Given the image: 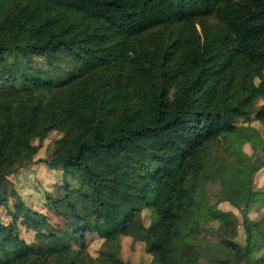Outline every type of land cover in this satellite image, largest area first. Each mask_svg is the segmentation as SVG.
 <instances>
[{"label": "trees", "instance_id": "1", "mask_svg": "<svg viewBox=\"0 0 264 264\" xmlns=\"http://www.w3.org/2000/svg\"><path fill=\"white\" fill-rule=\"evenodd\" d=\"M9 55L12 80L3 86ZM40 55L48 74H15ZM263 71L264 0H0V205L4 177L52 129L61 135L45 165L87 180L79 200L66 185L50 200L61 227L18 202L0 223V264H54L93 233L102 260L89 264H129L119 255L121 235L143 242L148 264H240L236 218L206 224L219 201L239 209L246 239L258 235L255 264H264V187L252 183L264 157L251 161L221 136L250 114L264 132V101L252 105L264 97ZM236 160L246 172L235 170ZM256 202L261 215L253 219ZM142 208L152 215L147 224ZM16 216L34 232L31 243L16 234ZM202 231L217 233L211 246L225 256L209 244L199 252L193 241Z\"/></svg>", "mask_w": 264, "mask_h": 264}, {"label": "rangeland", "instance_id": "2", "mask_svg": "<svg viewBox=\"0 0 264 264\" xmlns=\"http://www.w3.org/2000/svg\"><path fill=\"white\" fill-rule=\"evenodd\" d=\"M12 56H5L1 69L9 70V73H3L6 78L0 80L3 86L10 85L7 81L12 80L10 73H13ZM15 61V60H14ZM51 70V65L47 58L40 55L35 56L31 61H21L19 68L14 72L17 75H24L27 78H32L34 75L41 76L48 74ZM264 72V71H263ZM262 72V73H263ZM264 76V73H263ZM262 76V78H263ZM264 79V78H263ZM255 84L258 82L256 79L253 81ZM263 102V98H256L252 105L255 109L259 104ZM232 124L235 126V132H226L221 136L223 140H227L233 146H238L241 151L250 157V160H254V156L257 155L260 159L264 157L261 153V149H264V132L262 131L259 124L252 117V114L247 119H233ZM13 145L17 147L22 146V139L19 133L14 132L13 134ZM61 135L60 131L52 129L48 131L45 136L38 140L32 139V143L36 145V151L33 154L31 160L23 165L22 167L14 170L9 175L5 176L2 180L7 197V205H0V223H7L11 220L10 212L15 210V205L18 202H23L25 211L31 209L36 212L43 213L45 224L61 227L64 221L53 214L49 210V202L51 199L58 198L63 194L64 186L66 185L67 194L74 200H79L80 192L86 187L87 180L83 176L77 175H66L61 174L59 167L49 168L45 165L44 161L51 157L53 141ZM233 167L235 170L240 172H246L244 163L239 160L234 161ZM259 171V172H258ZM259 174H253L252 183L255 188L259 184L261 178L260 173L263 174L262 170H258ZM264 176V174H263ZM65 181V182H64ZM264 184L261 188L262 189ZM216 190L215 185H208L206 188V194L209 202H214L215 197L213 191ZM257 203H253L251 209L248 211V216L256 219L260 214V210H254V206ZM259 209V208H258ZM211 214L215 216L214 220L208 221L206 224L215 228L218 221H225L231 216L235 217L234 220L236 234L233 236V240L245 246V260L240 264H255L256 255L253 253L252 241L258 236L255 234L252 238L246 239L244 229L241 223L240 211L238 208L230 205L227 201H219L216 204L215 210L211 211ZM141 222L147 224L152 218L150 210L142 208L139 212ZM16 225V234L25 242L31 243L34 238V232L25 229L22 223L19 222V217L16 216L14 221ZM193 243L200 246L199 252L203 253L207 244L211 246V242H217L215 239V231H202L199 233ZM102 239L96 234H85L84 239L75 240L71 246V249L65 252H61L56 257L54 264H89L91 260L101 262L102 257L98 250ZM211 254L214 252L218 257L225 256L223 251L218 252L213 246H211ZM208 249L205 251L207 252ZM119 255L122 260L127 261L129 264H148L151 259V255L144 249L143 242L133 239L129 235H121L119 237ZM71 256V257H69ZM227 256L229 254L227 253ZM71 261V262H70Z\"/></svg>", "mask_w": 264, "mask_h": 264}, {"label": "crops", "instance_id": "3", "mask_svg": "<svg viewBox=\"0 0 264 264\" xmlns=\"http://www.w3.org/2000/svg\"><path fill=\"white\" fill-rule=\"evenodd\" d=\"M264 73V72H263ZM263 73H262V76H263ZM263 78H264V76H263ZM263 101H264V97H263ZM260 105V104H259ZM258 105V106H259ZM257 106V107H258ZM256 107V108H257ZM253 117V116H252ZM257 122V121H256ZM258 124H259V122H257ZM259 126H260V124H259ZM261 127V126H260ZM262 129V128H261ZM259 172V171H258ZM256 173L255 175H257V174H259V173ZM260 175H261V178L259 179V184L258 185H256L257 187L256 188H261L262 187V185L264 184V176H263V174L262 173H260Z\"/></svg>", "mask_w": 264, "mask_h": 264}]
</instances>
